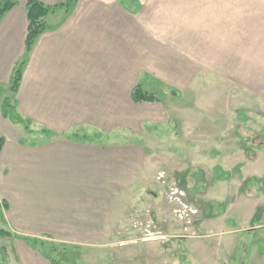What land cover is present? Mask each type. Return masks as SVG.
Masks as SVG:
<instances>
[{
  "label": "crops",
  "instance_id": "obj_1",
  "mask_svg": "<svg viewBox=\"0 0 264 264\" xmlns=\"http://www.w3.org/2000/svg\"><path fill=\"white\" fill-rule=\"evenodd\" d=\"M14 1L0 22V201L17 264H54L45 236L99 246L120 233L157 139L196 132L204 148L218 128L208 82L264 107V0H41L52 9L29 52L28 0ZM137 86L158 99L135 102ZM6 98L23 122L3 115Z\"/></svg>",
  "mask_w": 264,
  "mask_h": 264
},
{
  "label": "rangeland",
  "instance_id": "obj_2",
  "mask_svg": "<svg viewBox=\"0 0 264 264\" xmlns=\"http://www.w3.org/2000/svg\"><path fill=\"white\" fill-rule=\"evenodd\" d=\"M238 28L244 37V20ZM237 85L222 78L206 84L202 100L223 110L206 147L196 132L157 139L158 152L121 211L125 225L108 244L45 236L37 242L45 257L60 264H264V107H248ZM204 106L200 115L210 120ZM18 240L0 238V264H17Z\"/></svg>",
  "mask_w": 264,
  "mask_h": 264
},
{
  "label": "trees",
  "instance_id": "obj_3",
  "mask_svg": "<svg viewBox=\"0 0 264 264\" xmlns=\"http://www.w3.org/2000/svg\"><path fill=\"white\" fill-rule=\"evenodd\" d=\"M16 5L14 0H0V22L4 15ZM51 7L43 3L41 0H28L27 13L29 19L28 35L26 40L27 50L31 51L38 37L47 30L45 18L51 11ZM25 62L22 61L16 68L11 90L13 93L18 92L21 81L23 78V67ZM1 96V89H0ZM158 98L154 93H148L144 91L141 86H137L133 91V100L135 102H153ZM2 112L6 118L11 119L15 123L23 122V117L18 112L16 104L11 98H6L2 102ZM4 145V139L0 140V152ZM5 201H0V238L8 237L11 235L10 231L1 226V222L4 221V209L7 208ZM54 264H60L53 261Z\"/></svg>",
  "mask_w": 264,
  "mask_h": 264
}]
</instances>
